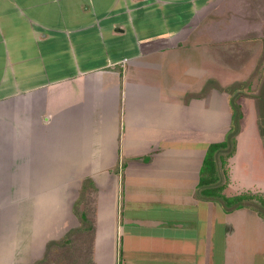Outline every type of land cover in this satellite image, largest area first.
I'll return each mask as SVG.
<instances>
[{"label":"crops","instance_id":"0c3cea01","mask_svg":"<svg viewBox=\"0 0 264 264\" xmlns=\"http://www.w3.org/2000/svg\"><path fill=\"white\" fill-rule=\"evenodd\" d=\"M225 3L0 0V264H264V219L197 192L231 128L203 93ZM241 125L223 194L264 195L263 135ZM83 181L92 239L71 255Z\"/></svg>","mask_w":264,"mask_h":264},{"label":"rangeland","instance_id":"374dc122","mask_svg":"<svg viewBox=\"0 0 264 264\" xmlns=\"http://www.w3.org/2000/svg\"><path fill=\"white\" fill-rule=\"evenodd\" d=\"M227 3L224 9L225 13L228 12L223 15L219 9L215 12L216 18L217 14L223 18L211 23L215 31L214 66L210 67L214 69L213 85L221 88L240 85L236 103L241 105L243 121L239 122V130L242 124L241 128L244 131L247 128V135L251 137L249 129L254 127L257 120L264 141V103L256 98L262 96L264 91V0H227ZM215 86L212 87L216 94L217 110L223 103L217 96L224 94L229 100L231 96L219 92ZM77 185L78 182H70L71 191L66 192L72 193L69 196L71 201L75 200L71 224L77 222L78 226L66 235L69 240L65 245H55L56 248L71 249V255H76L82 248L89 252L95 214L94 185L90 181H83L84 189ZM81 214L86 216L85 222L81 220ZM79 238L84 241L79 243Z\"/></svg>","mask_w":264,"mask_h":264},{"label":"trees","instance_id":"16d2710c","mask_svg":"<svg viewBox=\"0 0 264 264\" xmlns=\"http://www.w3.org/2000/svg\"><path fill=\"white\" fill-rule=\"evenodd\" d=\"M213 80H209L203 92L207 89L214 88ZM216 87V86H215ZM239 84L221 88L217 86L219 92L230 95L231 108V128L226 134L222 142L210 144L207 146L202 166L200 168L199 183L197 192L203 200L215 202L225 213H231L235 210L249 208L255 211L262 219H264V195L243 193L240 195L227 197L223 194V190L227 183V160L231 158L235 152V137L239 132V122L242 118V112L236 100L239 96ZM262 96H256L259 102L264 103V91ZM86 188L82 185L81 189ZM80 218L86 221V216L81 214Z\"/></svg>","mask_w":264,"mask_h":264}]
</instances>
